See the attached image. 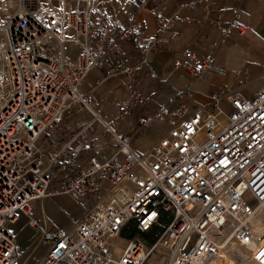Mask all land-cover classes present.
<instances>
[{
  "label": "built area",
  "instance_id": "built-area-1",
  "mask_svg": "<svg viewBox=\"0 0 264 264\" xmlns=\"http://www.w3.org/2000/svg\"><path fill=\"white\" fill-rule=\"evenodd\" d=\"M14 1L0 30V264H27L12 232L19 218L31 231L32 247L36 243L34 264H216L234 248L249 250L247 264H264V86L252 97H223L227 109L219 106L220 97L194 112L160 105L139 120L140 128L155 124L163 131L145 153L131 135L105 126L115 152L103 161L90 157L71 176L63 155L73 139L58 152L42 141L75 105L93 110V97L81 89L104 63L114 76L130 78L129 99L117 104L119 113L142 107L144 93L134 77L145 70L155 77L149 57L165 35L177 36L170 30L176 19L144 38L134 20L150 0H110L118 6L112 15L100 0ZM230 17L218 29L222 42L234 30L243 33L238 9ZM181 55L174 68L193 79L213 67L212 52L187 48ZM88 150L85 145L77 152ZM62 195L78 208L70 227L41 228L32 204ZM128 229L136 236L125 240ZM154 230L151 243L138 238Z\"/></svg>",
  "mask_w": 264,
  "mask_h": 264
},
{
  "label": "crops",
  "instance_id": "crops-1",
  "mask_svg": "<svg viewBox=\"0 0 264 264\" xmlns=\"http://www.w3.org/2000/svg\"><path fill=\"white\" fill-rule=\"evenodd\" d=\"M100 1L101 9L107 15L118 11V6L110 0ZM194 2L195 0H150L148 7L140 11L134 20V24L142 28L143 37L152 38L159 31L161 22L176 19L170 30L176 32L177 36L170 38L168 34L165 35L160 41L159 50L149 57L155 77L151 78L147 70L134 77L144 93L145 102L142 107L125 116L119 113L117 104L129 99L130 78L114 76L106 63L101 70L91 71L86 76L81 91L93 97V110L100 121H93L89 109L90 119L86 124L92 122L90 128L85 130V124L71 128L65 140L54 150H50L58 152L73 139L69 145L71 150L63 155L64 160L70 163L69 175L77 176L79 166L90 157L96 156L103 161L112 156L116 144L106 128L116 134L131 135L136 142V150L145 153L163 131L155 124L140 128L139 120L153 113L160 105L171 102L172 106H184L194 112L209 108L213 105V99L220 97L222 100L219 106L227 109L228 105L223 97L236 92L252 97L264 86V3L258 0H203L190 9L189 5ZM234 8L238 9L243 33L234 30L228 40L222 42L218 29L229 23L230 12ZM186 20L190 23L187 24ZM129 46L132 48L131 44ZM187 48L199 54L212 52L213 67L203 77L193 79L182 67L174 68V60L181 58L182 51ZM85 145L90 150L77 152ZM102 186L109 188L110 183L104 181ZM33 206L41 228L52 225L66 230L71 225V218L78 213L77 206L61 196L36 201ZM130 234L132 237L136 236L134 231ZM24 247L23 244L17 245L19 254ZM31 251L32 249L26 250L27 260L21 258L24 262L33 263L34 255H31Z\"/></svg>",
  "mask_w": 264,
  "mask_h": 264
},
{
  "label": "rangeland",
  "instance_id": "rangeland-1",
  "mask_svg": "<svg viewBox=\"0 0 264 264\" xmlns=\"http://www.w3.org/2000/svg\"><path fill=\"white\" fill-rule=\"evenodd\" d=\"M0 2L1 3L7 2V5H8V13L5 14V16H3V15L0 14V21L3 20V23L2 24H4L5 21L7 20V18L10 16L11 12H12V9H13V7L15 5V1L14 0H0ZM10 3H11V5H10ZM2 24L0 22V30H1V28H3V25ZM3 39H4V35L0 31V41H3ZM7 90H8V88H6L2 92V94L4 95L7 92ZM89 119H90V113L84 107H80L79 105H76L75 108L72 111V114L71 115H68L65 118V120L63 121V123L61 124V126L56 131L50 133L42 141L43 142V145L48 150H54V148H56L57 146H59V144L65 140L66 136L68 134H70V129L71 128H77V127H80V126H84V124L86 125V122ZM61 197H64L66 199V201L69 202L70 204L73 203L67 196H63L62 195ZM33 205H34V203L32 204V208H34ZM15 224L13 225L12 232L15 235L16 244L17 245L18 244L25 245L24 249L19 254L21 258L25 259L26 258L25 256H27L26 250L28 251L30 249H33V247L36 245V243H34V245L32 247V244L33 243L30 240L31 231L25 226V220L23 218H19V221L17 223H15ZM15 233H17L18 236ZM130 233H131V230H129V229L128 230H125V232H124V234H123L122 237L125 240H127L129 238H132ZM157 234H158V231L157 230H154V231H152V232H150L148 234H145L143 236L142 235L141 236L139 235L138 238H140L141 241L144 242L145 244H149V243H151L155 239V237L157 236ZM17 237L19 238V243H18ZM122 243H123V241L120 240L118 244L119 245H122ZM236 250H235L234 253H231L229 255L227 254L226 256H229L231 258V260H233L236 263H240L241 262V264H247L246 259H248L249 256H250L249 250H247L245 248H237ZM34 256H35L34 257L35 259L39 258L38 253H36ZM25 260H27V258ZM27 264H34V263L28 262ZM148 264H150V263H148ZM151 264H155V260H154V263L152 262Z\"/></svg>",
  "mask_w": 264,
  "mask_h": 264
},
{
  "label": "bare ground",
  "instance_id": "bare-ground-1",
  "mask_svg": "<svg viewBox=\"0 0 264 264\" xmlns=\"http://www.w3.org/2000/svg\"><path fill=\"white\" fill-rule=\"evenodd\" d=\"M10 5H11V3H10ZM8 13V5H7V2H3V3H1L0 2V14L1 15H3V16H5V14H7ZM2 19V18H1ZM1 22V24L3 23V20H1L0 21ZM3 25V24H2ZM2 29V28H1ZM0 73H1V68H0ZM88 109H90V111H91V113L92 114H94L95 113V111L94 110H92L91 108H88ZM96 114V113H95ZM96 119H97V121H100V117L99 116H96ZM18 222V221H17ZM16 222V223H17ZM259 223H261L260 221H258ZM15 224V223H14ZM16 225V224H15ZM264 230V229H263ZM15 232V231H14ZM262 233H264L263 231H262ZM16 235H17V233H15ZM18 236V235H17ZM17 240H18V243H19V238L17 237ZM264 241V234H262L261 235V237H260V239H259V242L260 243H262ZM255 246H257V245H255ZM235 248L233 249V251L235 252ZM237 251V250H236ZM240 251V250H239ZM231 252H232V250H231ZM228 253H230V252H228ZM227 252H224V253H222V255L216 260V264H241V263H236V262H234L233 260H231V258L229 257V256H226L227 254H228ZM241 254V253H240Z\"/></svg>",
  "mask_w": 264,
  "mask_h": 264
},
{
  "label": "trees",
  "instance_id": "trees-1",
  "mask_svg": "<svg viewBox=\"0 0 264 264\" xmlns=\"http://www.w3.org/2000/svg\"><path fill=\"white\" fill-rule=\"evenodd\" d=\"M132 237V236H131Z\"/></svg>",
  "mask_w": 264,
  "mask_h": 264
}]
</instances>
